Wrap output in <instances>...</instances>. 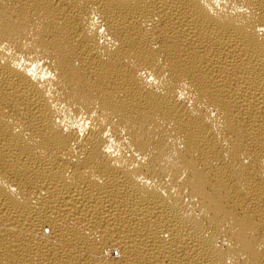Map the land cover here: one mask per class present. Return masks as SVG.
<instances>
[{
  "label": "bare ground",
  "instance_id": "bare-ground-1",
  "mask_svg": "<svg viewBox=\"0 0 264 264\" xmlns=\"http://www.w3.org/2000/svg\"><path fill=\"white\" fill-rule=\"evenodd\" d=\"M0 264H264V0H0Z\"/></svg>",
  "mask_w": 264,
  "mask_h": 264
}]
</instances>
